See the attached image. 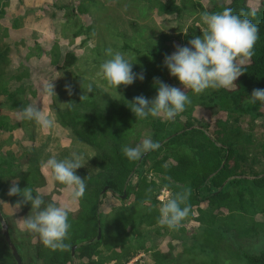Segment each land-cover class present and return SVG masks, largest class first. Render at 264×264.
Instances as JSON below:
<instances>
[{
  "label": "trees",
  "instance_id": "1",
  "mask_svg": "<svg viewBox=\"0 0 264 264\" xmlns=\"http://www.w3.org/2000/svg\"><path fill=\"white\" fill-rule=\"evenodd\" d=\"M247 2L209 0L202 5L201 0H137L138 11H144V15L155 10L159 15L178 19L189 15L201 20L204 12L216 13L229 8L258 28L253 54L242 66L243 73L234 81L235 85L228 89H208L200 94L189 90V102L174 117L175 121L151 117L137 120L126 102L138 95L154 97L158 81L172 87L179 85L163 64L165 56L171 54L166 37L150 40L142 51L133 50L142 60L133 63L132 71L143 73V80L137 79L127 87L118 86V94L114 92L112 97L93 85L88 92V86L78 82L70 89L72 96L65 106L53 108L56 123L69 132L71 142L92 151L87 163L76 170L78 176L85 178L86 188L76 200L77 211H68L70 228L64 241L68 247L51 250L35 234L17 227L18 218L31 215L30 205L23 204L18 214L8 215L2 209L3 204L15 207L21 199L7 195L12 181L20 189L28 187L34 195H40L38 187L43 182L40 169L47 160L43 150L32 149L19 155L8 152L0 157V213L22 264H127L138 253L149 254L147 264H264V169L255 172L248 166L252 134L240 127L241 119L248 117L250 131L254 122L264 115V102L251 103L248 97L254 89H264V0H259L256 9L250 8ZM93 3L72 1L69 9L73 15H85L90 13ZM8 5L9 0H0V132L15 129L3 110L18 112L28 105V97L36 98L35 90L25 85L30 77L27 67H21L13 76L8 75L9 29H20L23 20V17L8 20ZM202 32L191 27L177 47L186 46L193 36ZM81 35L85 40L90 39L93 27H80L73 34L74 37ZM125 50L127 47L123 46L121 51ZM47 55L52 68L64 73L77 62L73 53H61L56 43ZM10 81L23 84L11 90ZM197 107L216 116L215 138L207 134L208 122L196 127L189 120ZM146 135L159 148L143 154L141 160L129 161L121 152L122 146H135ZM133 178L135 181L129 186ZM162 189L168 190L169 197L188 191L189 213L177 228L169 229L158 222L156 198ZM107 196L120 203L104 213L101 207ZM43 199L46 204L54 203L49 196ZM191 223L196 226L189 233L187 224ZM158 226L166 232L188 234L192 241L183 248L177 261L170 258L171 243L168 251L147 247L143 229ZM98 230L99 240L96 239ZM73 246L76 248L72 256ZM0 264H16L4 241L1 225Z\"/></svg>",
  "mask_w": 264,
  "mask_h": 264
},
{
  "label": "rangeland",
  "instance_id": "2",
  "mask_svg": "<svg viewBox=\"0 0 264 264\" xmlns=\"http://www.w3.org/2000/svg\"><path fill=\"white\" fill-rule=\"evenodd\" d=\"M50 1V0H48ZM72 1L78 0H55L50 3H41L34 16L29 9L34 8L33 0H11L12 12L21 14L22 8H26L27 26L25 32H15L21 38L22 42L16 43L15 47H19V52L16 51L13 61L22 59L25 49L40 45V59L37 65L31 67L30 82L28 83L34 88L36 98L28 97L30 104L37 106L45 116L49 117L53 123L48 128H42L36 122L31 123L33 131L28 136L31 146H36L42 149L47 159L50 156H55L57 159H64L71 156L73 152L83 154L85 161L92 156L91 149L74 144L71 142L69 132L61 128L55 121L53 108H63L67 99L72 96L71 88L80 84L89 86L90 84L104 90L103 81H101L96 73L99 65L107 58L105 50L111 48L113 51H119L125 55L130 62L141 61L139 55L133 53L134 49L142 51L150 40H157L160 37H166V46L172 53L178 43L183 40V35H186L191 27L203 31L204 24L202 20H197V16H186L184 18H176L175 16L159 15L154 10L152 12L139 13L140 4L137 0H86L94 2L89 14L73 15L69 9ZM209 0H201L202 5H206ZM52 2V3H51ZM36 3V0H35ZM65 3V4H63ZM259 0H248L247 4L250 8L256 9ZM31 4V7L29 5ZM78 3L74 4L76 7ZM68 7L65 9L64 7ZM93 7V8H92ZM21 8V9H19ZM3 23V22H2ZM4 25V24H3ZM93 27V35L90 39L85 40V36L81 35L74 37L73 34L78 29ZM39 39V44L36 40ZM56 43L62 53L71 52L77 57L76 64L67 72L56 71L53 72L49 65V57L47 55L51 44ZM126 46L127 50L121 51L122 47ZM10 76V75H9ZM29 80V81H30ZM52 83L53 93L46 92L48 85ZM69 86V87H66ZM17 83L10 81L8 88L13 90ZM175 87H182V85H175ZM187 91V90H185ZM110 97L113 96L114 91L106 92ZM264 112V111H263ZM220 117H224L222 114ZM216 116L211 115L208 111L201 108H195L189 117V120L198 127L202 122H208L209 128L207 134L214 137L215 126L213 124ZM185 121V117H181ZM16 121V119H15ZM175 121V118L170 120ZM19 124H26L21 119L17 120ZM240 127L243 131L252 134L253 147L250 152L248 166L255 172H260L264 169V115L254 122L252 130L250 129V119L245 117L240 121ZM26 137L19 138L20 147H16V151L20 152L22 149L21 141L26 140ZM2 141V140H0ZM5 149V148H3ZM6 151V150H5ZM255 161H252V158ZM87 163V162H86ZM85 163V164H86ZM253 163H255L253 165ZM43 182L38 187V192L43 197L49 196L51 200L69 212L77 211V201L73 200L70 190L65 186L59 188L51 180L50 174L41 168ZM135 179L133 178L129 186H132ZM120 203L107 196L101 210L107 213L109 209ZM5 214H18L19 210L16 208H5ZM20 218L16 221L17 227L20 229ZM195 223L187 224L188 232L190 233L195 227ZM143 234L147 239V247H158L163 251H168V243H171L173 249L170 252L172 260H178L184 247L192 244L188 234H180L176 231L166 232L158 227L143 229ZM144 264H147L149 254H145ZM176 264V263H174Z\"/></svg>",
  "mask_w": 264,
  "mask_h": 264
},
{
  "label": "clouds",
  "instance_id": "3",
  "mask_svg": "<svg viewBox=\"0 0 264 264\" xmlns=\"http://www.w3.org/2000/svg\"><path fill=\"white\" fill-rule=\"evenodd\" d=\"M201 20L205 26L203 32L193 36L186 46L177 47L163 60L169 76L174 77L182 87H172L158 81L154 97L138 95L131 102L126 101L127 108L135 119L151 117L169 121L183 112L189 102V90L200 94L208 89H228L235 85L234 81L243 73L242 66L253 54L257 26L248 18L234 14L229 8L216 13L204 12ZM105 55L107 58L99 65L96 75L103 81L106 92L117 93L118 86L127 87L137 79L143 80V73H134L133 63L121 52L108 48ZM91 91L90 84L88 92ZM46 92L54 94L52 83L48 85ZM248 97L251 103L264 102V89H254ZM17 118L35 121L45 129L53 123L37 106L31 104L21 108L17 112ZM157 148L159 144L150 135H146L135 146H122L121 152L129 161H135ZM87 161L83 154L73 152L64 159L50 156L42 162L41 167L50 174L54 183L66 186L72 199L77 200L83 196L86 184L85 178L78 176L76 170ZM7 195L21 198L14 204L16 209L23 204L30 205L31 215L19 219L22 231L35 234L40 243L51 250L68 247L64 242L70 228L66 208L51 202L46 204L41 195H34L28 187L20 189L15 181L9 187ZM187 198V190L169 197L159 206L158 222L169 229L177 228L189 213ZM182 204L185 206L181 207Z\"/></svg>",
  "mask_w": 264,
  "mask_h": 264
},
{
  "label": "crops",
  "instance_id": "4",
  "mask_svg": "<svg viewBox=\"0 0 264 264\" xmlns=\"http://www.w3.org/2000/svg\"><path fill=\"white\" fill-rule=\"evenodd\" d=\"M50 1L55 2V0H50ZM50 1H48V0H36V3H35V0H33V4L35 5V7L30 8L29 10L31 12H33L32 14L34 16H36L35 12L38 10L41 3H44V2L50 3ZM63 4H65V3H63ZM29 7H31V4L29 5ZM19 9H21V8H19ZM11 10H13L12 9V2H11V0H9V5H8L7 10H6V18L8 20H13L15 18L23 17V20H22V27L20 29H17V30L9 29V36L7 39V43L11 47V52L9 55L11 64L8 68V75L13 76L14 74H16L17 70H19L23 66L27 67L29 69V74H31V67H33V66L35 67L37 65V63L39 62L40 56L42 54V53H40V45H38V49L36 48V46H34L32 48H28V49L24 48V50H26V53L23 54L22 59H20L16 62L13 61L16 51L19 52V49H18L19 47H15V45H16V43L22 42V39L20 37L16 39L15 36H18V35L15 34V32H19V33L25 32V27L27 26L28 12L25 11V10H27L26 8H22L23 12L21 14L15 15L14 14L15 12L14 11L12 12ZM3 24H4V26L8 25L6 22H3ZM36 42L39 44V39L36 40ZM52 44H51V46H52ZM61 53H62V51H61ZM28 56H29V58H28ZM49 65H50V62H49ZM52 70H53V72H56V70H54L53 68H52ZM29 80H30V77H29ZM29 80L27 82H30V85L33 84L32 80H30V81ZM15 83H17V86H20L21 84H23V83H19V82H15ZM26 84L29 87H31L28 83H26ZM31 88H32L31 90H34L33 87H31ZM30 98H32V97H30ZM27 101H28V105H29L30 100L28 99ZM2 113L6 117H8V119L10 120V123L15 126V129L12 130V132H7V131L0 132V140H2V141H0V157L5 156L8 152H12V153H14V155H19L23 152H29L32 149H38V147H36V146H31L32 142L27 140L29 138L28 136H30V134L33 131L31 123H34L35 121L21 120L26 124L25 125L19 124L18 122H16L17 120H19L17 118V112L16 111L10 112L7 110H3ZM15 119H16V121H15ZM23 137H26L25 138L26 140L21 141L22 149L20 152H17L16 147H20L19 138H23ZM3 148H5V149H3ZM40 173L42 175L41 169H40ZM12 183H13V181L11 182V184ZM5 208H15V207H10L7 204H3L2 209L5 210Z\"/></svg>",
  "mask_w": 264,
  "mask_h": 264
},
{
  "label": "water",
  "instance_id": "5",
  "mask_svg": "<svg viewBox=\"0 0 264 264\" xmlns=\"http://www.w3.org/2000/svg\"><path fill=\"white\" fill-rule=\"evenodd\" d=\"M147 153H145L144 155H146ZM143 155V156H144ZM142 158V157H141ZM140 158V160H141ZM107 190V188H105L102 193H104L105 191ZM124 198V196L122 197ZM0 225H1V228H2V235H3V238H4V241L5 243L7 244V246L9 247L10 251H11V254L16 262V264H22L21 263V259L14 247V245L12 244L11 240H10V237H9V234H8V231H7V228H6V225L3 221V218H2V215L0 213ZM100 231L98 230V234H97V237L96 239L99 240L100 239ZM76 246H73L72 249H71V255L73 256L74 255V250H75Z\"/></svg>",
  "mask_w": 264,
  "mask_h": 264
},
{
  "label": "built area",
  "instance_id": "6",
  "mask_svg": "<svg viewBox=\"0 0 264 264\" xmlns=\"http://www.w3.org/2000/svg\"><path fill=\"white\" fill-rule=\"evenodd\" d=\"M168 197H169V192H168V190H166V189H162L160 192H159V194H158V196H157V202H158V207L162 204V203H164V202H166V200L168 199ZM145 254L146 253H138L137 255H136V257H134L132 260H130L127 264H144V258H145ZM148 254V253H147Z\"/></svg>",
  "mask_w": 264,
  "mask_h": 264
}]
</instances>
